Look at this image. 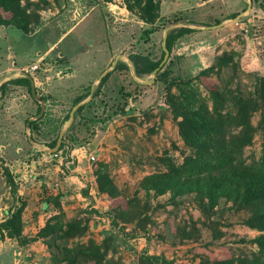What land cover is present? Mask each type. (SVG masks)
<instances>
[{"label":"rangeland","instance_id":"1","mask_svg":"<svg viewBox=\"0 0 264 264\" xmlns=\"http://www.w3.org/2000/svg\"><path fill=\"white\" fill-rule=\"evenodd\" d=\"M33 1L42 8L32 31L0 25V87L29 73L50 109L42 121L29 86L0 88V222L24 207L21 236L27 241H0V264H72L76 255V264H98L94 250L105 254L101 264L252 261L264 230L248 226L252 211L232 199L221 196L211 206L202 187L209 179L143 182L194 155L170 103H182L186 84L209 99L211 110V89L222 85L248 96L264 77V0H159L152 23L124 0ZM181 26L196 31L175 43L159 73L138 76L133 60L160 59L166 32ZM218 58L227 65H216ZM29 117L41 120L37 130L27 126ZM259 121L257 111L253 142L244 149L248 161L261 155ZM64 127L60 147L49 150ZM101 174L111 181L101 184ZM56 217L64 229L76 220L85 230L60 240L38 235Z\"/></svg>","mask_w":264,"mask_h":264},{"label":"trees","instance_id":"2","mask_svg":"<svg viewBox=\"0 0 264 264\" xmlns=\"http://www.w3.org/2000/svg\"><path fill=\"white\" fill-rule=\"evenodd\" d=\"M124 1L129 10L138 12L147 22L152 23L159 16V0ZM41 8L39 2L33 0H0V25L12 24L25 32L32 31L40 21L39 10ZM177 18L173 20L174 23L180 20ZM166 24L169 25V21ZM194 31L196 28L190 26H181L169 30L166 46L170 53L181 37ZM164 56L165 52L163 51L160 59H147L143 64L133 60L136 74L143 76L152 73L159 67ZM217 61L218 64L216 65L220 67L228 63L223 58H218ZM117 68H129V66L126 63H119ZM213 69L214 66L204 69L199 75ZM106 79L107 77L101 83L105 82ZM9 83L29 86L31 92V81L27 77H18L4 82L0 87L3 93L5 86ZM186 86L182 89V103L176 102L173 98L170 103L176 116L182 117L179 121L180 134L185 142L194 149V155L186 157L182 165L171 166L169 172L154 174L145 178L144 186L152 184V182H170L175 179H186L191 182L209 179V185L202 187L206 189L211 206H214L221 196L232 199L239 209L252 211L253 214L245 221L248 226L264 230V77H258L255 89L248 96L242 91H235L222 85L217 86V91L211 89L209 97L212 100L211 110L208 106L209 99L196 93L190 83ZM191 90L193 91L190 92ZM83 98V96L78 97L76 104ZM36 102L38 103L36 114H39L41 105L37 100ZM82 109L83 106H80L77 111L80 112ZM257 111H260L259 126L262 130V151L258 159L248 161L244 149L253 142L255 128L251 123V118ZM26 121L29 122V127L33 131L39 120L30 121L27 118ZM56 143L57 139L52 145L55 146ZM7 172V180L13 193L16 194L15 180L12 174ZM99 179L103 185L104 180L111 181L106 174H101ZM128 202L131 203V200L129 199ZM23 210L24 207L10 210L9 216L0 222V241L9 237L18 239L20 244L27 243L21 236ZM56 219L58 220L54 225L50 223L51 219H49L38 235L55 236L60 240L81 234L85 230L76 220L70 223L71 228L64 229V226L60 224L59 217ZM256 242L259 246L258 254L252 261L244 264H264V233L256 238ZM63 248L68 251L66 245ZM89 249L94 250V247L91 246ZM94 251L97 253L94 259L98 264H101L102 255L105 254ZM83 255L86 258L88 253ZM78 261V255H76L72 264H76ZM214 264H230V262L218 260Z\"/></svg>","mask_w":264,"mask_h":264},{"label":"water","instance_id":"3","mask_svg":"<svg viewBox=\"0 0 264 264\" xmlns=\"http://www.w3.org/2000/svg\"><path fill=\"white\" fill-rule=\"evenodd\" d=\"M248 8H251V4L249 3V6ZM167 32L164 36V52H165V56L163 58V60L161 61L159 67H157L152 73L155 75L157 74V72L163 67V65L165 64V62L168 60L169 56H170V50L167 48L166 46V41H167ZM118 58L114 61L113 63V66L116 64ZM105 74V73H104ZM104 75L101 76V78L103 77ZM25 77L29 78L30 81H31V85H32V93H33V96L40 101L41 103V112L39 113L38 117L42 116L43 113H44V110H45V105H44V102L43 100L40 98V96L37 94V90H36V87H35V80L33 79L32 75H30L29 73H25ZM81 105V103L77 104L75 106V108L79 107ZM75 108L73 109V111L71 112V120H70V123L72 122L73 118H74V111H75ZM65 132V130H62L61 133H60V136L58 138V141H57V144H56V147L52 148L51 150H57L60 145H61V142H62V136H63V133Z\"/></svg>","mask_w":264,"mask_h":264},{"label":"crops","instance_id":"4","mask_svg":"<svg viewBox=\"0 0 264 264\" xmlns=\"http://www.w3.org/2000/svg\"><path fill=\"white\" fill-rule=\"evenodd\" d=\"M15 78H18V77H12V78H10V79L4 81V82L10 81L11 79H15ZM33 79H34V78H33ZM9 84H10V83H9ZM38 84H39V83H38V82L36 83V81H35V87L38 86ZM50 85H52V84H50ZM50 85H49V86H50ZM43 87L45 88L46 86H43ZM36 90H37V88H36ZM38 90H40V89H38ZM39 92H40V91H39ZM31 93H32V85H31ZM37 94H38V93H37ZM39 94H40V95H39ZM39 94H38V95L40 96L41 99H42V97H43L42 100H43L44 105H45V110H44V113H43L44 118H42L41 116H40V117H41L42 121H43V120L45 121V120H46V119H45V116H46V114H48V111H49V109H50L49 99H47V97H46L43 93H39ZM54 94H55V95H59L58 93H54ZM1 95H2V93H1ZM31 95H32V98H33L34 102L37 104V108H38V103L36 102L37 99L33 96V93H32ZM37 101L40 103L39 100H37ZM78 104H79V103H78ZM81 104H82V103H81ZM40 105H41V103H40ZM75 111H76V110H75ZM75 111H74V117H75ZM40 112H41V111H40ZM36 113H37V110H36ZM36 115H37V117H38L39 114H36ZM70 115H71V112H70ZM40 117H38V118H40ZM28 119H29L30 121L33 120L32 117H29ZM73 119H74V118H73ZM26 120H27V119H26ZM70 120H71V117L69 116V121H68V124H67L68 126H69V124H71V123H70ZM40 121H41V120H40ZM40 121H38V122H40ZM72 121H73V120H72ZM39 124H40V123H39ZM27 126L29 127V122L27 123ZM39 126H40V125L37 124V126L35 127L34 130H37L36 128H37V127L39 128ZM29 128H30V127H29ZM34 130H33V131H34ZM62 130H65V131H66V130H67V127H64L63 129H61V131H62ZM61 131H60V133H61ZM63 134H64V133H63ZM59 136H60V135H59ZM29 138H30V141H31L33 144L38 145V144L36 143V142H37L36 140H35L36 142H33V139H32L33 137H32V135H29ZM58 138H59V137H58ZM62 140H63V136H62ZM57 141H58V139H57ZM56 144H57V143H56ZM55 147H56V145H55ZM49 150H51V149H49ZM27 200L29 201V206H30V205H31V200H30V199H27ZM33 203H34V202H33ZM39 217L42 218V217H43V214H40ZM2 221H3V219H2Z\"/></svg>","mask_w":264,"mask_h":264},{"label":"built area","instance_id":"5","mask_svg":"<svg viewBox=\"0 0 264 264\" xmlns=\"http://www.w3.org/2000/svg\"><path fill=\"white\" fill-rule=\"evenodd\" d=\"M92 158H93V159H95V157H94V156H93Z\"/></svg>","mask_w":264,"mask_h":264}]
</instances>
